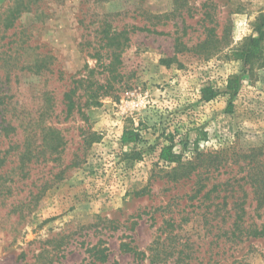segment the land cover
<instances>
[{
    "label": "rangeland",
    "instance_id": "rangeland-1",
    "mask_svg": "<svg viewBox=\"0 0 264 264\" xmlns=\"http://www.w3.org/2000/svg\"><path fill=\"white\" fill-rule=\"evenodd\" d=\"M262 13L264 0H0V264H151L154 241L153 264H264V239L237 245L223 232L244 198L246 219L263 223L248 174L264 160V68L249 77L231 54ZM82 77L111 87L98 105L79 89L68 115L64 95ZM44 127L61 132L58 152ZM171 144L183 162L239 160L174 182L176 165L160 159Z\"/></svg>",
    "mask_w": 264,
    "mask_h": 264
},
{
    "label": "trees",
    "instance_id": "trees-1",
    "mask_svg": "<svg viewBox=\"0 0 264 264\" xmlns=\"http://www.w3.org/2000/svg\"><path fill=\"white\" fill-rule=\"evenodd\" d=\"M254 32V35L245 38V40L231 52L232 57L235 60L242 61L244 63L245 73L246 75H249V77L254 74L256 70L264 68V13H262L256 20ZM125 34V31L120 33L114 32L112 35L106 32V44L103 46V48L110 49L113 46V41L119 39L120 37H126ZM125 39L127 40V37ZM207 45L208 42H205L203 46ZM121 48L123 47L119 45L116 47V49L112 50L109 53L110 62L107 65H103L104 70H112V68H114L115 61L119 62ZM207 49L209 50L207 51V55L211 56L213 54L214 48L211 49L210 47ZM41 62H43V60H37L35 63H33V65H28L30 67H27V69L29 71L36 70V72H39V63ZM91 73H93V71H91ZM73 83L75 85L74 88L64 95L68 115H71L74 110L79 106L78 100L76 99V93L79 89L84 90L86 93H89V90H91V96L89 97L87 103H93V105H98L100 103L99 100L101 96L107 94L108 89L111 87L110 84L105 85L95 83L94 81L88 79V77L75 79ZM95 85L99 86L97 92H95V90L93 89ZM239 86L240 81L238 77H233L229 79L227 88L228 90H230L232 95L237 94ZM102 91L103 93L99 95ZM217 95L218 92L215 91V89L210 85H206L201 89V97L206 102L213 101L217 97ZM229 110H231V105L229 107ZM4 129L7 131H15L16 127L9 125V127H5ZM41 130L40 131L42 133L40 136L42 137L43 145L46 144L49 148H52L53 152H58L64 140L62 138L61 132L57 131L55 128L52 127H44ZM135 138L136 135H134L133 133L126 132L123 135V142L131 143L136 140ZM26 146L27 147L25 148V152L21 154L20 158H22V156L29 157L34 152V150H32V147L29 146V143H27ZM233 157H235L234 154H232V156L227 155L226 157H223L220 155V153H217L216 156L211 155L208 158L205 154L199 153L194 158V161L183 162V155L175 153L173 151L172 144L164 147L160 153V159L162 161L176 165L168 173L170 180L174 182L189 178L191 177V175L195 174V171L200 169H214L217 171L223 165V162L229 163L233 159ZM206 158L208 159L207 163L205 164ZM233 160L234 163H237L239 158L237 157ZM3 164L4 162L2 161V165ZM258 164L261 165L258 166ZM59 176H61V174ZM248 180L252 188L251 193L253 195L254 211L256 212L257 219H263V223L261 225H258L253 217L250 218V221L249 219H246L249 213L246 209L247 201L245 198L241 199L240 201H235L233 203V209L235 210L234 221L230 225H228V227L223 232L228 242H232L237 245H239L240 243H244L247 240L250 241L252 239H264V160L261 162L260 160H258L255 167H253V171L249 172ZM199 185L200 188L198 192L201 193L206 187V185L202 183V180H199ZM222 186L223 184L214 186L213 189L208 192V194L212 192H219V188ZM225 186L231 187L233 185L232 182L229 181L228 183H226ZM41 193L42 192H39L37 195L40 196ZM244 194H246L245 191ZM158 245L160 246L159 242L154 241L152 243V245L148 248L149 256L146 253H142V255L150 259L151 264L156 262V260H158L157 258H159V249L156 248L158 247ZM92 251H95L96 254L100 256L99 260L101 262H106L108 260V255L106 253L108 251L107 248H99L97 245L93 247Z\"/></svg>",
    "mask_w": 264,
    "mask_h": 264
}]
</instances>
